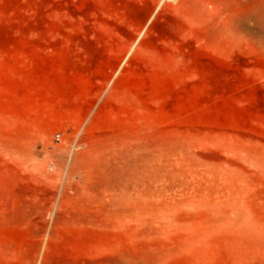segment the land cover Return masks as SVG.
I'll list each match as a JSON object with an SVG mask.
<instances>
[{
    "label": "rangeland",
    "instance_id": "374dc122",
    "mask_svg": "<svg viewBox=\"0 0 264 264\" xmlns=\"http://www.w3.org/2000/svg\"><path fill=\"white\" fill-rule=\"evenodd\" d=\"M0 264H264V0H0Z\"/></svg>",
    "mask_w": 264,
    "mask_h": 264
},
{
    "label": "built area",
    "instance_id": "2783aa9c",
    "mask_svg": "<svg viewBox=\"0 0 264 264\" xmlns=\"http://www.w3.org/2000/svg\"><path fill=\"white\" fill-rule=\"evenodd\" d=\"M55 140H56V141H59V140H60V134H59V133H57V134L55 135Z\"/></svg>",
    "mask_w": 264,
    "mask_h": 264
},
{
    "label": "crops",
    "instance_id": "0c3cea01",
    "mask_svg": "<svg viewBox=\"0 0 264 264\" xmlns=\"http://www.w3.org/2000/svg\"><path fill=\"white\" fill-rule=\"evenodd\" d=\"M34 73H35V72H34V70H33V75H34Z\"/></svg>",
    "mask_w": 264,
    "mask_h": 264
}]
</instances>
